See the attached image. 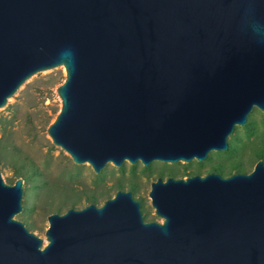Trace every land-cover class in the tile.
Listing matches in <instances>:
<instances>
[{
	"label": "water",
	"instance_id": "obj_1",
	"mask_svg": "<svg viewBox=\"0 0 264 264\" xmlns=\"http://www.w3.org/2000/svg\"><path fill=\"white\" fill-rule=\"evenodd\" d=\"M62 66L46 128L74 164L203 161L253 108L264 114V0H0V108ZM22 180L0 176V264H264V163L248 173L156 178L144 221L129 191L14 216Z\"/></svg>",
	"mask_w": 264,
	"mask_h": 264
},
{
	"label": "rangeland",
	"instance_id": "obj_2",
	"mask_svg": "<svg viewBox=\"0 0 264 264\" xmlns=\"http://www.w3.org/2000/svg\"><path fill=\"white\" fill-rule=\"evenodd\" d=\"M63 79L62 66L36 72L0 108V176L7 184L22 180V210L14 218L42 238L43 244L46 216L51 213L88 203L99 206L117 190H124L139 202L144 221H159L147 196L156 178L209 172L225 177L250 172L258 160L264 163L263 113L253 108L246 120L250 124L235 126L227 137L228 151H212L200 162L152 161L143 166L125 161L119 167L108 163L94 173L87 163L74 164L46 134L60 106L55 88Z\"/></svg>",
	"mask_w": 264,
	"mask_h": 264
},
{
	"label": "trees",
	"instance_id": "obj_3",
	"mask_svg": "<svg viewBox=\"0 0 264 264\" xmlns=\"http://www.w3.org/2000/svg\"><path fill=\"white\" fill-rule=\"evenodd\" d=\"M262 117H263V128H264V114H262ZM249 122V121H248ZM248 122H246V126H248L249 124H247ZM228 151V148L226 149ZM264 155V154H263Z\"/></svg>",
	"mask_w": 264,
	"mask_h": 264
},
{
	"label": "flooded vegetation",
	"instance_id": "obj_4",
	"mask_svg": "<svg viewBox=\"0 0 264 264\" xmlns=\"http://www.w3.org/2000/svg\"><path fill=\"white\" fill-rule=\"evenodd\" d=\"M194 175V174H193ZM196 175H198V174H196ZM190 176V175H189ZM186 177V176H185ZM178 178H180V177H178ZM161 179V178H160ZM166 179V178H165Z\"/></svg>",
	"mask_w": 264,
	"mask_h": 264
}]
</instances>
